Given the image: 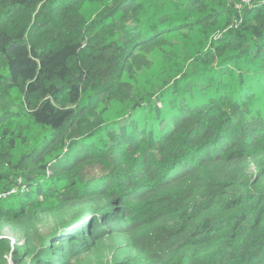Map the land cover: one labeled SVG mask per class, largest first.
<instances>
[{
    "label": "trees",
    "instance_id": "16d2710c",
    "mask_svg": "<svg viewBox=\"0 0 264 264\" xmlns=\"http://www.w3.org/2000/svg\"><path fill=\"white\" fill-rule=\"evenodd\" d=\"M236 2L0 0V192L19 189L0 199V264H264V3ZM221 21L184 85L136 91L173 33ZM31 127L49 135L17 156Z\"/></svg>",
    "mask_w": 264,
    "mask_h": 264
},
{
    "label": "rangeland",
    "instance_id": "374dc122",
    "mask_svg": "<svg viewBox=\"0 0 264 264\" xmlns=\"http://www.w3.org/2000/svg\"><path fill=\"white\" fill-rule=\"evenodd\" d=\"M238 2V1H237ZM236 2V4H237ZM240 3V2H239ZM248 5L243 4L240 7H237L238 9L242 10L244 7ZM189 7V8H187ZM171 8H176L175 10L170 11L169 17H174L177 14L189 16L192 14V8L190 6L186 5H172ZM153 9H149L148 13H152ZM84 13L87 15V18H91L93 16L92 10H88L84 8ZM165 17V16H164ZM218 28H213L212 31H210L207 35H205L204 32L201 31L199 28H193L192 30H184L180 33H173L169 37V42L172 45H166L165 49L167 52L166 54H163L161 52L163 51H155L152 55L153 59V65L150 69H143L137 73V77L134 80V86L136 91L138 92H154L159 90V88L163 85V79L170 80L173 78V80L181 85L185 84V79H182L181 72L182 71H191V67L194 66L192 59L194 50L197 48H202L205 50H210L211 45L210 43L213 40H216L217 38H220L227 29H230L231 26H228V28L225 27L224 21L219 22ZM237 24L235 25V27ZM208 37L207 40L203 41L205 37ZM203 41L202 44H200ZM231 56L227 57L230 59ZM228 62V61H227ZM222 63H226L224 60L219 61L216 63L214 67L218 68L220 77L222 79V82L219 86L216 88V92H222L224 91H231L232 85L229 82V76L228 71L226 69L229 68L228 65L222 66ZM229 63V62H228ZM242 68H245L247 66V63L240 64ZM212 68V69H213ZM162 93V92H161ZM161 93H158L156 98L160 96ZM17 91L15 90L13 93V99H15V102H18V98H15L17 95ZM199 98V97H198ZM167 103L165 104L164 102ZM176 99H174L173 96L167 95L164 96V99H158L157 103L160 107L163 108V116L168 117L170 112H172L173 107L175 105ZM196 101V100H194ZM16 109V108H15ZM139 117H142L144 119V116H147L142 111L138 112ZM129 117V113L126 112V108L123 107L121 104L114 105L112 108V112L110 115V119H120L122 117ZM138 117V118H139ZM154 116L151 117V119ZM21 121L26 123L27 117L25 113L21 114L20 117ZM49 135V131L44 128H37V127H31L27 128L22 133V138H20L17 142L16 147V155L21 156L22 154L29 153V151L33 148H39L44 139ZM25 191V188L22 190ZM17 192L12 193L11 195L17 194ZM9 195V196H11ZM5 233L7 234V230H5ZM11 237V246L14 247L16 238L13 237V235H10ZM9 264H14L12 260V252L9 253L7 256Z\"/></svg>",
    "mask_w": 264,
    "mask_h": 264
},
{
    "label": "built area",
    "instance_id": "2783aa9c",
    "mask_svg": "<svg viewBox=\"0 0 264 264\" xmlns=\"http://www.w3.org/2000/svg\"><path fill=\"white\" fill-rule=\"evenodd\" d=\"M253 1H254V0H240V3L237 4V7H240V6L243 5V4L251 5V4H253ZM263 3H264V0H263ZM18 190H19L18 188H12V189H10V190L7 191V192H0V199H4V198H6V197H8L9 195H11L12 193L17 192Z\"/></svg>",
    "mask_w": 264,
    "mask_h": 264
}]
</instances>
